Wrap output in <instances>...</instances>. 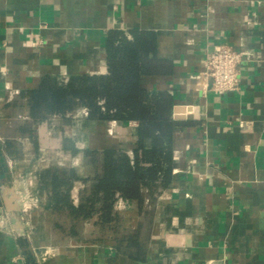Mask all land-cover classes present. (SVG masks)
Segmentation results:
<instances>
[{
    "label": "crops",
    "instance_id": "crops-1",
    "mask_svg": "<svg viewBox=\"0 0 264 264\" xmlns=\"http://www.w3.org/2000/svg\"><path fill=\"white\" fill-rule=\"evenodd\" d=\"M136 30L156 34L169 69L143 77V88L169 92L174 118L185 123L174 136L171 187L144 210L128 203L110 223L95 215L77 221L75 236L59 235L39 172L73 169L87 179L95 172L88 152L132 156L138 125L89 121L80 109L81 120L40 124L36 143L19 132L27 111L11 104L47 75L106 74L109 33L131 39ZM221 44L243 60L239 92L217 96L201 73ZM6 140L18 142L20 156H0V264H27L23 241L37 264H264V0H0ZM82 188L75 182L76 204ZM137 235L141 255L129 246Z\"/></svg>",
    "mask_w": 264,
    "mask_h": 264
},
{
    "label": "trees",
    "instance_id": "trees-1",
    "mask_svg": "<svg viewBox=\"0 0 264 264\" xmlns=\"http://www.w3.org/2000/svg\"><path fill=\"white\" fill-rule=\"evenodd\" d=\"M108 71L103 75H77L68 80L44 76L36 88L25 90L11 104L25 109L29 120L19 132L37 143V128L54 116L65 118L85 109L89 121L137 123L138 143L132 156L122 149L90 151L93 176L79 178L73 169L50 168L39 172L43 184L51 189V210L55 217L65 215L69 231L55 220V229L75 236L77 221L95 215L110 223L117 202L122 199L144 210L147 200L155 202L169 189L174 170L173 141L184 122L174 118V97L166 91L147 90L142 79L168 73V65L157 56V37L153 32L136 30L129 39L124 32L111 31L107 43ZM148 142V145L147 143ZM9 157L20 156L18 142L0 143ZM82 181L79 202L72 197L75 182ZM139 235L129 238V246L138 248ZM22 247L27 264H37L28 241Z\"/></svg>",
    "mask_w": 264,
    "mask_h": 264
},
{
    "label": "built area",
    "instance_id": "built-area-1",
    "mask_svg": "<svg viewBox=\"0 0 264 264\" xmlns=\"http://www.w3.org/2000/svg\"><path fill=\"white\" fill-rule=\"evenodd\" d=\"M242 60V52L225 44L217 45L214 51L207 55L203 61L201 76L206 81L207 88L217 96L239 92V66ZM84 112L87 114L86 110ZM126 206H128V203L122 199L116 204L118 209Z\"/></svg>",
    "mask_w": 264,
    "mask_h": 264
},
{
    "label": "rangeland",
    "instance_id": "rangeland-1",
    "mask_svg": "<svg viewBox=\"0 0 264 264\" xmlns=\"http://www.w3.org/2000/svg\"><path fill=\"white\" fill-rule=\"evenodd\" d=\"M84 113V112H83ZM85 114V113H84ZM71 119L72 118H74L75 117V120L76 119H79V120H81L82 118H85L86 116L85 115H78L77 116V114H73V115H68ZM54 220H57V221H59L60 223H61V225H63L64 226V228H65V230H67V232L69 231V227H68V223L70 222V220L67 218V216H65V215H61V216H58V217H55V219ZM57 233H59V235H62L63 233L61 232V231H57ZM60 237V236H59Z\"/></svg>",
    "mask_w": 264,
    "mask_h": 264
}]
</instances>
